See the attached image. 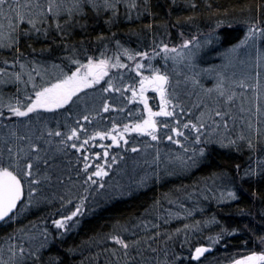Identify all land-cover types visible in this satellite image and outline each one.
Instances as JSON below:
<instances>
[{
  "label": "snow or ice",
  "instance_id": "obj_1",
  "mask_svg": "<svg viewBox=\"0 0 264 264\" xmlns=\"http://www.w3.org/2000/svg\"><path fill=\"white\" fill-rule=\"evenodd\" d=\"M177 0H172L176 4ZM123 4V16L132 20L139 18L142 13L149 12L148 0H0V50L11 52V59L3 58L0 63V86L18 85L16 93L4 95L0 93V125L8 128V132L2 138L3 147L0 148V222L9 223L27 211L31 206L40 201L36 198L42 184L49 182L52 177L49 174L48 148L55 143L56 151L66 152L68 149H77L81 151V156L77 157V163H82L83 173L87 177L84 181L88 185H98L104 188L100 179L108 175V171L103 165H95V171H91L90 157L87 155L91 142L96 137L101 140L111 138L113 144H120L121 141L126 145L128 143L127 134L129 132L146 134L151 140L158 141L160 136L158 131L163 128L165 139L172 141L173 136L168 132L175 133V143L180 145L183 152L175 157L181 170H188L196 165L197 157L205 155L206 148L200 146L201 137L205 139L203 143L212 142V136L217 137L216 143L221 147H237L240 142H245L250 150L257 151V145L264 142V49L256 47V39L264 37V24L248 22L247 33L240 40L239 44L228 49L222 54L224 63L221 69L235 67V62L245 65V68L237 73L232 72L228 75L224 70L214 71L213 68L201 69L198 73L195 68L197 54L202 48L201 38L192 36L191 39H184L178 46H171L161 42L159 45L149 51H135L124 47L119 40L114 41V50H110L107 44L102 45V50L96 55H89L84 52V58H80V53L75 45H66L69 55L63 57V64L52 63L46 67L38 63L30 56H26L20 50L21 36H30L32 34L47 35L50 28H55L63 37L68 28L73 23H78L77 18L86 17L89 11L96 16L106 15L105 23L115 24L121 16L120 6ZM189 6L196 7V4L189 0ZM191 20V17H188ZM63 20V23H61ZM217 22V27L220 26ZM27 28H22V25ZM84 27V25H80ZM147 27L151 28V25ZM183 33H181V36ZM115 36V33L112 34ZM214 39L216 37H213ZM98 41L108 39L104 36L97 37ZM205 43L212 41L205 38ZM31 48V45H29ZM243 47L254 49L255 54L249 55L247 60L239 59V50ZM159 48V52L157 51ZM32 52L36 49L32 48ZM41 52L45 49H41ZM112 51V55L108 52ZM121 56L127 60L135 62L134 68L138 76V87L123 85L114 86L113 77L110 76L112 69H127L129 66L122 62ZM159 56L168 65H186L193 69L192 75L185 77V82H190L193 89L199 87L209 98L208 102L199 99L198 104L185 108L184 104L171 91L172 81L168 67H157L151 62ZM50 69L53 70L50 74ZM208 72L214 75L215 83L210 88H204L198 77L201 73ZM117 78H122L119 71L114 74ZM108 77L106 80L105 78ZM39 78L40 83H37ZM135 79V77H134ZM101 81L107 84V87L101 85ZM31 85V89H29ZM101 85L103 92H119L130 90V101L138 100L143 106L144 113L134 124H117L112 121L111 129L107 131H94L89 134L88 129L80 121H76V127L66 126L67 131H61L60 122H57L55 128H49L48 121L44 118V113H55L57 110L68 109L65 106L79 107L81 93L87 95L85 90ZM152 90L159 94L158 110H153L149 106L146 93ZM23 91V97L20 93ZM191 94V93H190ZM75 98V99H74ZM110 105L104 103L103 112H109ZM196 108L198 115L194 114L192 109ZM238 109L234 113L233 109ZM7 112V117H6ZM99 115V113H97ZM129 112L128 116L131 117ZM187 116V122L183 123L184 129H189L190 134L195 132V138L192 143L195 147L184 148L183 141H187L189 136L180 131V120L177 117ZM16 117L26 118L4 125L5 118ZM157 118H170L171 123H165ZM239 118L244 121L247 135L242 131L235 139L223 135L220 132L221 127L227 132L228 123ZM83 121H89V116H82ZM24 131L21 134L20 129ZM203 130V131H202ZM39 131V134H37ZM116 133V134H113ZM84 139H81V136ZM255 140V143H254ZM103 147V146H102ZM237 150L239 148L237 147ZM264 152V148L259 149ZM131 151H137L132 148ZM191 152V155L188 153ZM100 152L95 156L99 157ZM159 153H157L158 157ZM104 157L109 156V152H103ZM112 163L116 162V157L112 156ZM251 159V158H250ZM107 160H105V164ZM41 165H45L43 170ZM238 177H227L228 184L232 187L223 191L213 193L210 188L206 189L210 195L218 197L219 200H236L237 193L234 188V180L252 179L253 177H264V157H258L255 161V167L249 164L243 169L242 175L240 166L236 165ZM77 175H80L78 172ZM155 175V173H153ZM152 179V175H145L137 182L138 186H144ZM27 186V195L25 192ZM85 191H88L86 188ZM207 199V197H205ZM48 203L51 201L44 197ZM60 209L57 210L58 219L52 223L56 226L61 237H63L71 228L79 223L77 218L84 214V204L86 197H80L79 203L74 205V209L65 214L66 206L72 205L71 198L59 197ZM18 205H20L18 207ZM183 208L184 206L181 205ZM188 215L191 211L185 209ZM175 218L180 213H173L171 210L167 213ZM146 224L147 222L141 221ZM208 224H218L215 217L206 221ZM156 227V225H153ZM192 227L194 231L200 228V222L193 226L185 225V229ZM62 230V231H60ZM128 228H123L119 234H113L111 239L119 245L118 249H111L112 254L121 253L128 257L130 251L138 248L140 240H133L131 243L124 238L123 233L128 232ZM180 230L178 229L177 232ZM23 240L27 241V247L24 243L16 242L9 236L6 243V249L0 248V264H24L25 260L31 258L35 262L39 261V254L49 244L47 229L39 233L25 231ZM134 234V233H133ZM237 235L236 230L229 231L227 228H221V231L213 236H208L209 246L196 247L192 258L199 260L201 256L209 252L210 246L220 244L222 241ZM19 239V237H17ZM169 239L171 237L169 236ZM264 244V236L260 237ZM227 247V244L224 245ZM241 247H247V241H244ZM7 252V260L3 258ZM71 251V250H70ZM239 258H231L230 264H264V251L250 254H238ZM117 260L120 259L116 255ZM53 264H57L54 260Z\"/></svg>",
  "mask_w": 264,
  "mask_h": 264
},
{
  "label": "rangeland",
  "instance_id": "obj_2",
  "mask_svg": "<svg viewBox=\"0 0 264 264\" xmlns=\"http://www.w3.org/2000/svg\"><path fill=\"white\" fill-rule=\"evenodd\" d=\"M121 6L123 7V4H121ZM218 21L222 22L219 27H217ZM218 21L202 30L193 28L191 29L192 31L189 32L183 31L181 28H178V26L169 27V29H164V32L159 34L154 32L155 34L151 35L148 42H139L140 39H133L131 36L122 38L117 37L115 34L113 37L112 34L114 32H110L111 34L107 35L103 34V31L98 30L97 33L102 34L100 36H104L108 39L101 42L95 38L93 41H82L80 44L76 41L70 42V37L76 36L73 28L77 30L78 26L74 27L76 23H73V25L66 30L63 37L54 27L50 28L48 32L51 31L55 35L54 38L50 36L52 38V43L48 39H45L47 35L36 34L40 37V40H46L42 43L45 47L41 46L36 52L30 50L23 53L35 59L38 63H42L48 67L52 63H64L62 58L70 54L66 45H75L80 53L81 59L84 58L85 51H87L89 55L98 54V52L102 50L103 44H107L110 50H114L115 40H119L126 48L135 51H149L151 55V50L161 42L169 44L170 47L178 46L184 39H191L192 36H199L203 46L197 54L196 64L198 66L195 68L196 72L200 73L201 69L213 68L214 71L224 70L228 75H231L234 71L239 73L245 68V65H241L239 62H235V67L221 69V65L224 63L222 54H225L227 50L234 45L239 44L240 40L244 38L247 33L248 22H263L262 24H264V20L262 22L258 20L247 21L246 19L236 20L237 22L230 19H220ZM61 23H63V20H61ZM27 27L26 24L23 25V28ZM229 31L231 32L228 33ZM181 33H183L182 36ZM206 37L212 42L205 43ZM213 37L216 38L214 39ZM55 40L59 41L57 46H54V44H57ZM61 40H63V43ZM133 41H136L135 45L131 44ZM85 42L86 44L84 45L83 43ZM60 44L64 45L61 47ZM256 47L264 49V37H258L256 39ZM41 49H45V51L41 52ZM157 51H160L159 48H157ZM254 54V49L243 47L239 50V59L247 60L249 55ZM108 55H112V51H109ZM0 59L2 60L3 57H0ZM121 60L129 67L127 69L111 70L110 76L113 77L114 86L121 87L123 83V85L138 87V76L134 68L135 62L129 61L123 56H121ZM151 62L157 67H168L172 81L171 91L179 98L186 109L192 107L193 104H198L199 99H204L205 102H208L209 98L201 88L197 87L193 89L190 82H185V77L192 75L193 69L181 64L172 65L171 61H169L168 65H164L163 59L159 56L155 57ZM2 66L3 64L0 63V67ZM52 71L53 70L50 69V74ZM118 71L122 73V78H117L114 75ZM105 79L107 80L108 77ZM198 79H200L204 88H210L215 83L214 75L208 72L201 73ZM37 83H40L39 78H37ZM101 85L107 87L104 81H101ZM101 85H96L94 88L85 90L87 95L81 93L79 107L65 106V108L68 109L67 111L65 109H60L55 113L45 112L44 118L48 121L49 128H55L59 121L61 125L60 130L67 131L66 126L70 125L76 127L75 122L80 121L85 125V128L88 129L89 134H91L94 131H107L111 129L112 121L120 125L134 124L136 120L140 118V114L144 113L140 101H130V90L126 89L123 95L119 92H103ZM17 87L22 88V86L18 85L0 86V93L6 96L15 94ZM29 89H31V85H29ZM23 95L24 93L22 91L20 96L23 97ZM146 95L149 98V106L152 107L153 110H158L159 94L149 90ZM104 103L111 106L109 112L102 111ZM192 111L194 114L198 115L196 108H193ZM129 112L132 113L131 117L128 116ZM233 112H238V109L234 108ZM97 113H99V115H97ZM144 114L146 115V113ZM84 115L89 116V121L82 120V116ZM18 119L26 121V118L10 117L5 118L3 124H11ZM157 119L165 123H171L170 118ZM177 119H179L181 123L180 131L183 132L184 135L189 136L187 141H183L184 148L195 147L196 145L192 143V140L195 138V132L192 131L190 134L191 130L182 127L183 123L187 122L188 117H177ZM23 131L24 129L21 128V134ZM242 131L247 135L245 123L239 118H237L235 122L231 119L229 120L227 132L224 131L223 127L220 129L223 135L233 139ZM6 132H8V128L0 125V148L3 147L2 138L5 136ZM37 134H39V131H37ZM167 134L173 136L172 141L164 138L165 132L163 128L157 133V135L160 136L158 141L151 140V137L146 134L141 135L139 133L129 132L127 134L128 143L126 145L123 141H121L120 144H113L110 137L103 140L96 137L95 141L91 142V147L88 148L86 154L90 157L89 163L92 165L91 171L94 172L96 170L95 165L97 164L103 165L108 171V175L103 178L94 177V179H100V182L104 184V188H99L98 185L85 184L84 181L87 177L83 173V165L82 163H77V157L81 156V151L77 149H68L66 152H58L56 151V144L53 143L48 148L49 165H51L48 171L52 179L41 185L36 196L40 201L38 204L31 206L15 220L6 224L0 223L1 228L6 232L0 237V248L6 249L5 242L8 240L9 236L13 237L18 243H24L25 247H27V241L23 240V233L20 232V229L34 233H39L45 228L47 229L49 244L41 252L47 250L51 247L52 243L62 238L56 226L52 223L54 219L59 218L57 210L60 209L61 202L59 197L61 196L73 200L72 205H68L62 210L65 214H68L70 210L74 209V205L79 203L80 197H86L84 204V213H86L87 211L99 209L100 205L107 203L110 199L128 197L154 184H160L168 180L183 177L196 171L202 164L208 162V154L211 148L224 152H231L237 148L221 147L215 142L217 139L215 135L212 136V142L205 144L203 143L205 138L202 136V143L200 146L206 148L205 155L197 157L196 165L184 171L180 169L175 160L176 155L182 153L183 149L174 142L176 138L175 133L168 132ZM84 138L85 137L82 135L81 139ZM238 145H242V150L246 154H250L245 166L239 173V175H242L243 169L249 164L255 167L256 159L258 157H264V152L259 150L264 148V142L257 145V151L250 150L245 142H240ZM132 148H136L137 151H131ZM105 150L109 152L108 157L103 156ZM96 152H100L101 155L96 157ZM157 153H159L158 157ZM188 155H191V152H189ZM112 156L116 157L115 163H112ZM105 160H107L106 164ZM45 167L47 166L41 165L42 170ZM78 172L80 175H77ZM153 173H155V175H153ZM146 174L152 175V179H150L146 185L138 186L137 182ZM229 176L231 175L219 173L202 176L200 179H197L196 182L192 183L191 186L189 185L183 189H178L179 191H177V193L175 192L169 196H164L160 201L161 203H158L148 212L149 217L141 220L147 222L146 224L139 222L135 228L133 225V230L129 229L128 232L123 233L124 238L130 243L133 240H140V245L138 248L130 251L128 257H124L119 253L122 259H119L120 262L118 264H230L231 258H239L238 254H250L252 251L250 249L248 250V247H241L242 244L234 248L232 252L226 251L227 247H224V244L221 246L219 244V246L217 245L216 252H214L215 254L206 255L199 260H194L192 258V254L196 247L202 244H208L206 238L219 233L217 229H213L216 224L205 223L214 217L210 214L212 209L208 210V207H212V204L222 205L234 202L240 197L239 184H241L242 180L238 178L234 180L235 186L232 188V190H235L237 193L238 199L236 200H219L218 197L210 195L209 192L206 191V189L210 188L213 193H216L231 188L232 186L228 184L227 180ZM231 177H238L236 170L234 176L232 175ZM86 188L88 191H85ZM25 192L27 195V186ZM44 197H47V200L51 201V203L46 202ZM205 197H207V199H205ZM181 205L184 207L182 208ZM185 209L190 210L191 215H188ZM169 210L173 213H180V215L172 218L167 214ZM80 218L81 216L74 218L78 219L79 223L75 224L63 237L73 233L79 228L82 222ZM197 222H200L198 231H194L192 227L185 229V225L193 226ZM153 225H156V227H153ZM262 226L261 234L258 236L253 234L252 239L255 244L257 243L256 245L261 246L263 250H254L255 252L264 251V244L260 241V237L264 236V223ZM178 229L180 230L179 232H177ZM169 236L171 239H169ZM17 237H19V239H17ZM113 244H115V242L109 239L108 246H110L111 249H113ZM115 247V249H118L119 245L115 244ZM213 247L216 246L214 245ZM246 250L247 252H243ZM3 258L5 260L8 258L6 251ZM31 260V258L26 259L24 264H27ZM50 264H52V262Z\"/></svg>",
  "mask_w": 264,
  "mask_h": 264
},
{
  "label": "trees",
  "instance_id": "obj_3",
  "mask_svg": "<svg viewBox=\"0 0 264 264\" xmlns=\"http://www.w3.org/2000/svg\"><path fill=\"white\" fill-rule=\"evenodd\" d=\"M192 2L196 4L195 8L189 6V0H177L176 4H173L172 0H148L149 12L142 13L139 18L132 20L123 16L124 7L120 6V19L112 25L105 23L106 15L96 16L89 11L86 17L77 19L78 23L74 26L78 25L77 30L73 28L76 36L70 37V42L76 41L80 44L82 41H93L102 35L97 33L98 30L107 35L114 32L117 37L131 36L133 39H140L139 42H148L151 35L155 34L154 32L159 34L164 32V29L174 26L189 32L193 28L202 30L220 19L232 21L246 19L260 22L264 20V0H192ZM188 17L192 19L189 20ZM148 25H151V28L147 27ZM21 27L23 28V25ZM50 36L55 37L50 31L45 39L52 43ZM45 39L40 40L36 34L28 37L21 36L20 50L22 52L30 51L32 48L39 50L41 46L45 47L42 45ZM61 41L63 43V40ZM55 42L57 44L54 46H57L59 41L55 40ZM83 44L85 45L86 42ZM131 44L135 45L136 41ZM60 45L62 47L64 44ZM11 56L10 51L0 50L1 58L11 59ZM237 147L239 150L235 148L231 152L211 148L208 162L202 164L196 171L183 177L154 184L128 197L110 199L107 203L100 205L99 209L87 211L80 218L82 222L79 228L58 239L52 243L50 248L41 252L39 261L35 264H50L51 262L53 264L54 260L57 264H118L120 261L117 260L116 255H119V252L116 255L112 254L107 237L121 232L123 228L132 229L133 225L135 228L142 219L149 217L148 212L161 203L164 196L191 186L202 176L216 173L234 176L236 165L242 169L250 155L242 150V145ZM239 188L240 197L237 201L222 205L212 204V207H208V210L212 209L210 214L219 221L213 229L219 232L221 228H227L229 231L236 230L237 235L220 243V246L227 244L226 251L228 252H232L244 241H247L248 250H263L261 246L255 244L252 237L253 234L256 236L261 234L264 223V177L242 180ZM5 233L0 226V237ZM217 245L208 255L216 252ZM114 248H116L115 244H113ZM27 264H34V261L31 260Z\"/></svg>",
  "mask_w": 264,
  "mask_h": 264
},
{
  "label": "water",
  "instance_id": "obj_4",
  "mask_svg": "<svg viewBox=\"0 0 264 264\" xmlns=\"http://www.w3.org/2000/svg\"><path fill=\"white\" fill-rule=\"evenodd\" d=\"M20 205H18V207H19ZM0 223H2V222H0ZM200 246H209L208 244H202V245H200ZM200 246H198V247H200ZM210 251L209 252H207V253H205L203 256H201L199 259H202L203 257H205L206 255H208V254H210V253H212L213 251H214V247L213 246H210ZM195 251V250H194ZM194 253V252H193ZM192 256H193V254H192ZM195 260V259H194Z\"/></svg>",
  "mask_w": 264,
  "mask_h": 264
}]
</instances>
